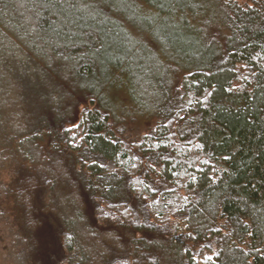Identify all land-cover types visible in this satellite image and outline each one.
<instances>
[{
	"label": "trees",
	"instance_id": "obj_1",
	"mask_svg": "<svg viewBox=\"0 0 264 264\" xmlns=\"http://www.w3.org/2000/svg\"><path fill=\"white\" fill-rule=\"evenodd\" d=\"M0 264H264V0H0Z\"/></svg>",
	"mask_w": 264,
	"mask_h": 264
}]
</instances>
